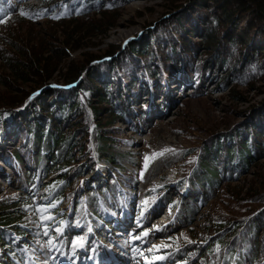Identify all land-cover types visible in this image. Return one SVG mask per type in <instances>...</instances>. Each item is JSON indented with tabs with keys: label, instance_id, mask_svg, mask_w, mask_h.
<instances>
[{
	"label": "rangeland",
	"instance_id": "rangeland-1",
	"mask_svg": "<svg viewBox=\"0 0 264 264\" xmlns=\"http://www.w3.org/2000/svg\"><path fill=\"white\" fill-rule=\"evenodd\" d=\"M9 1L20 5L22 0ZM100 1L94 0L81 7L79 20L93 22L98 19V11L94 9ZM204 1L208 3L210 0ZM39 2L29 0L35 5ZM195 5L185 6L187 12L182 17L177 13H169L173 16L164 19L168 10L163 0L122 1L117 10L107 15V23L112 22L113 25L106 27L104 33H85L79 36L77 43L71 45L65 44V33L47 21L15 23L10 27L0 22V48L10 52L11 57L18 62L25 63L33 55L51 58L49 62L41 59L42 62L37 65L40 72L45 71L43 77L29 75L28 84L15 83L17 81L13 76L10 79L14 84L10 82L6 86L0 82V112L12 110L14 104L29 93L33 97V91L41 88V85L66 87L63 84L80 74L83 60H87L84 63L86 65L99 66L97 73L104 82L96 83L100 96L92 98L93 106L100 110L97 120L82 95L78 93L76 96L77 102L85 104L86 120L93 131L91 135L86 138L81 137L83 134L79 136L73 141L71 150L64 143L55 145L49 155H46L48 146L44 143L41 146L44 156L39 163L35 157H31L30 167L21 162L16 164L19 165L17 170H13L0 162L3 171L11 173L4 176L0 170V205L11 210V226L1 228L13 238L11 242L10 238L8 241L1 240L4 245L0 247V256H7V264H23V253L28 256L27 252H30L31 258L28 261L34 260L33 263L39 264V260L32 256L36 253L46 264L56 255L55 243H60L56 235L63 233L65 237L62 244L66 241L69 244L66 251L74 246L69 238L72 241L78 236L83 237L82 245L85 244L90 258L95 248L89 249L87 246L95 244L96 240L90 242L85 235L78 234L79 227L89 221L94 222L93 212L98 211L100 214L104 206L103 211H111L118 200L125 206V199L133 201L130 214L136 221L141 216V201L148 199L150 206L144 209L141 221L130 229L133 232L145 227L148 233L142 239L126 242L125 247H130V254L121 251V255L129 256L119 261L126 262L136 254L139 257L135 264H178V255L184 252L182 248L199 241L198 234L203 232L205 224L209 226V223L218 220L239 219L250 207L257 205L250 204L248 200L264 195V155L250 166L246 174L230 182L226 190L216 188L209 192L202 186H198L195 191L190 188L192 165L207 140L230 133L234 126L240 128L254 118L264 117V72L258 75L249 66L238 64L236 71L230 73L231 79L226 82L224 75L228 76L229 71L220 70L214 62L210 63L208 56L212 52L202 50L199 44H193L200 42V37L195 36L196 32L203 30L204 20L212 15L211 10L204 9V6L196 8ZM230 5L234 10L231 2ZM230 23L224 24L223 28L233 33L229 29ZM244 25L242 21L235 32H241ZM88 35L89 38L86 37ZM149 36H152L150 42L147 41ZM143 43L146 45L141 47L143 49L139 48L138 52L131 50ZM183 48L186 52L181 51ZM198 49L201 50L198 53L200 62H196L192 56ZM22 51H27V56H23ZM140 51L145 53L140 54ZM55 52H62L63 57L59 59ZM232 58L241 60L242 56ZM250 60L256 66L259 58L251 55ZM2 62L0 57V64ZM48 68L50 70L47 72ZM49 75V79L44 78ZM176 75L179 88L173 84ZM113 76L116 79L111 81ZM91 80L94 84L98 79ZM166 85L174 86V98L166 97L165 104ZM104 96L110 98L111 102H101L100 98ZM120 110L125 116L119 113ZM96 129L99 130L100 139L94 136ZM17 132V128H12L2 133L1 159L14 154L26 143L17 136ZM29 146L31 153L36 154L38 145L32 143ZM88 166H92L91 173L88 172ZM76 167H82L85 173L78 180L73 196L68 197L67 193L72 190V187H68V190L58 192L51 199L38 200L36 194L54 177ZM97 177L102 178L100 186L95 181ZM184 181L189 182L187 196H183L180 190V184ZM63 191L66 194L63 195ZM53 200L58 201L54 208L37 209V205ZM194 201L199 204L193 206ZM110 202L113 206H110ZM172 202H177L178 208L170 213L167 208ZM248 202L250 206L247 209ZM134 209H137L138 215ZM153 212H157V219L154 224L153 221L147 223L154 216ZM41 213L44 219H41ZM80 217L84 219L80 220ZM60 221L64 223L61 225ZM94 223L101 228L100 222ZM153 225L160 227L157 230ZM57 227L62 229L60 233L56 232ZM17 232H24V235ZM170 238L177 243L169 242ZM50 239L51 248L47 245ZM153 244L163 246L149 251ZM133 248H142L144 255L133 253ZM89 258L86 257L85 261Z\"/></svg>",
	"mask_w": 264,
	"mask_h": 264
},
{
	"label": "trees",
	"instance_id": "trees-1",
	"mask_svg": "<svg viewBox=\"0 0 264 264\" xmlns=\"http://www.w3.org/2000/svg\"><path fill=\"white\" fill-rule=\"evenodd\" d=\"M93 1L40 0L38 5L23 3L18 7L2 2L3 18L6 17L3 22L6 27H10L15 23L47 21L57 29L62 30L66 37L65 44L71 45L74 42L77 43L79 36H83L85 33H104L106 27L113 25L112 22L107 23L106 19H109L107 15L117 10L119 3L127 0H101L94 9L98 11L96 13V15H99L98 19L93 22L79 20L78 12L80 8ZM163 1L165 2V8L168 10H166L168 14L164 15V19L173 16L169 13H177L178 16L182 17L187 12L185 6H191L195 3L196 8L204 6V9L211 10L212 15L204 20L203 30L199 33L196 32L195 36L200 37V42L193 44H199L202 46V50L212 52L208 56L210 63L214 62L220 70L229 71L228 76L224 75L226 82L231 79L230 73L236 71L238 64L245 67L249 66L252 71L262 75L264 72V0H210L208 3L204 0ZM230 2L234 10L231 9ZM242 21L245 22L244 28L241 32L236 33L235 29ZM229 23V26H231L229 29L233 33L223 28L225 27L224 24ZM86 37L89 38L90 36ZM74 38L75 40H73ZM147 41L150 42L151 37ZM184 45H186V42H184ZM141 47L137 45L131 50L136 53L139 48L143 49ZM181 51L186 52L185 48ZM200 51V49L192 51V56L196 62L201 61L198 54ZM26 52L22 51L21 53L23 56H27ZM9 53L0 48V57L3 60V64H0V74L4 71L8 73L0 75V82L2 81L1 83L6 86H9L10 82L13 83L10 79L11 76L16 78L17 82H14L17 84L30 83L28 77L32 74L36 77L45 76V71H41L42 74L39 70L40 67L37 65L42 62L41 59H43V62L51 61V58H41L38 55H33L29 61L20 63L17 59L11 57ZM61 53L55 52L59 59L63 57ZM251 55H257L260 60H258L259 63L257 62L256 66L251 64ZM235 56H242V58L241 60L236 58V61L232 58ZM86 62L87 60H83V63L80 64L81 70L78 76L63 84L65 86L75 84L76 87L67 90L44 84L38 90L33 91V94L35 93L33 97L32 93H29L21 101L15 103L12 110L0 112V136L4 131L8 132L12 128H17V134L26 141L22 148L14 152L15 159L20 161L23 159L28 162L31 157L29 145L32 143L38 145V154L41 158L43 157L41 146L44 143L47 144L49 153L55 145L63 143L71 150L74 146L73 141L79 139V136L83 134L81 137L86 138L93 133L90 123L86 120L85 104L89 105L97 120L100 110L93 106L92 98L100 96L96 83L101 82L104 84V82L100 80V75L97 73L99 72V66L86 65L84 64ZM48 70L50 69L48 68L47 72ZM50 77L49 75L44 78L49 79ZM114 78L116 79L113 76L111 81ZM91 79L98 80L92 84ZM39 90H42L41 94L37 92ZM78 93L82 95L85 104L77 102L76 96ZM30 96L31 99H29ZM49 96H51L50 99H46ZM100 100L105 104L111 102L110 98H105V96ZM5 112L8 113L7 116H4ZM119 113L125 116L122 110ZM97 126L100 127L99 123ZM98 131L96 129L94 136L100 139ZM229 132L225 135L220 134L221 136H217L213 140H207L204 143L196 162L192 165L191 179L193 181H191V185L193 187L203 182L208 190L216 188L226 190V187L231 184L230 182L246 174L250 166L259 160L261 155H264L263 116L254 118L252 122H248L246 125L243 124L240 128L234 126ZM239 138L241 139L238 140ZM98 151L101 152L99 148ZM6 160L11 164L14 163L12 158H6ZM92 166H88L90 167L88 172L92 171ZM83 170L82 167H76L59 175L58 178L53 179L50 184L45 186L43 194L52 193L55 190L59 191L63 186H70V184L75 187L78 180L84 176L85 172ZM50 186H52L51 189ZM255 198L248 201H250V204L256 203L257 205L249 208L250 204L248 202L246 204L248 205L247 209L249 208L248 211L243 212L244 214L239 219L232 218L230 221L208 222L209 226L205 224L202 228L203 232L198 234L199 241H195L189 246V250L192 251L191 257H196L195 260H198L200 264H244L245 261L251 264H264V195ZM2 206L3 204L0 205V226L10 225L11 216L9 213L11 210ZM216 243L220 244L218 254L213 253V246Z\"/></svg>",
	"mask_w": 264,
	"mask_h": 264
},
{
	"label": "snow or ice",
	"instance_id": "snow-or-ice-1",
	"mask_svg": "<svg viewBox=\"0 0 264 264\" xmlns=\"http://www.w3.org/2000/svg\"><path fill=\"white\" fill-rule=\"evenodd\" d=\"M3 19H6V17L5 18H3ZM3 19H0V22H3ZM126 43V42H125ZM55 87V86H54ZM33 95H35V93L33 94ZM32 97L30 96L29 97V99H31ZM8 115V113H4V116H7ZM147 159H148V157L146 156L145 157V160H146V163H147ZM62 183V182H61ZM52 188V186H50V189ZM56 203H58V201H50L49 203H47V204H44V205H37V209L39 210V209H41V208H43V209H51V208H54L55 207V204ZM175 203V202H174ZM141 204L142 205H144V207H142L141 208V216L140 217H137V221H138V223L141 221V219H142V217H143V214H144V209L146 208V207H148V206H150L149 205V201H148V199H146V200H144V201H141ZM25 207H27V205L25 206ZM52 217H51V213H49V219H51ZM41 219H44V215H43V213H41ZM61 225L64 223V221H60L59 222ZM45 227L47 228V225H45ZM159 225H153V228L154 229H159ZM62 231V229L60 228V227H57L56 228V232L57 233H60ZM148 233V229H144V231L143 232H141L140 234H139V236H131L130 237V239H132V240H139V239H142V238H144L145 236H146V234ZM45 235H47V232L45 233ZM171 239V238H170ZM185 239L186 240H188L189 238L188 237H185ZM78 241H80L81 243H77ZM82 241H83V237H76V238H74L73 240H72V244L73 245H75V246H77V247H80V246H83L82 245ZM189 242H191V241H189ZM161 246H163V245H156V244H153L152 246H151V248L149 249V251H153V250H155V249H157V248H159V247H161ZM48 247L49 248H51V247H53V245H52V242H51V239L48 241ZM132 251H133V253H139L141 256H143L144 255V253L140 250V249H137V248H133L132 249ZM220 252V244L219 243H216L214 246H213V253H215V254H218ZM164 257H160V259H163Z\"/></svg>",
	"mask_w": 264,
	"mask_h": 264
},
{
	"label": "bare ground",
	"instance_id": "bare-ground-1",
	"mask_svg": "<svg viewBox=\"0 0 264 264\" xmlns=\"http://www.w3.org/2000/svg\"><path fill=\"white\" fill-rule=\"evenodd\" d=\"M149 37H152V36H149ZM148 37V38H149ZM147 38V39H148ZM144 44V43H143ZM143 44H141V45H139V46H144ZM138 45V44H137ZM136 45V46H137ZM143 53H145V51H140V54H143ZM174 81H175V83L173 82V84H174V86H176V85H178V83L176 82L177 81V75L176 76H174ZM170 85V84H169ZM179 86V85H178ZM171 88V87H170ZM148 96V95H147ZM172 96H173V92H172ZM145 98V97H144ZM136 153H138L139 151H135ZM116 208H118V205L116 206ZM155 217H153V218H151V220L153 221L152 223H154L155 222V219H154ZM145 229V228H144ZM143 229V230H144ZM84 229H81V231H83ZM140 231H141V229H137L133 234H131V235H129V234H127V236H125V239L127 240H132V239H130V237L131 236H137L139 233H140ZM81 235L83 234V233H80ZM76 249V246H74V248H73V250H75ZM140 250L142 251V248H140ZM76 252H79V251H73V253H76ZM63 257V255H58V257H57V259H61ZM76 258V256L75 257H73V258H71L70 260H69V262H68V264H73V262H74V259ZM137 259V258H136ZM55 264V263H54Z\"/></svg>",
	"mask_w": 264,
	"mask_h": 264
},
{
	"label": "water",
	"instance_id": "water-1",
	"mask_svg": "<svg viewBox=\"0 0 264 264\" xmlns=\"http://www.w3.org/2000/svg\"><path fill=\"white\" fill-rule=\"evenodd\" d=\"M167 17V16H166Z\"/></svg>",
	"mask_w": 264,
	"mask_h": 264
}]
</instances>
